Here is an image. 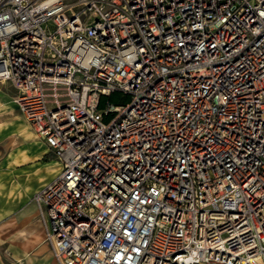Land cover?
<instances>
[{"label":"built area","instance_id":"obj_1","mask_svg":"<svg viewBox=\"0 0 264 264\" xmlns=\"http://www.w3.org/2000/svg\"><path fill=\"white\" fill-rule=\"evenodd\" d=\"M0 81L58 264H264V0H0Z\"/></svg>","mask_w":264,"mask_h":264},{"label":"crops","instance_id":"obj_2","mask_svg":"<svg viewBox=\"0 0 264 264\" xmlns=\"http://www.w3.org/2000/svg\"><path fill=\"white\" fill-rule=\"evenodd\" d=\"M22 117L27 125L14 145L0 125V264H58L33 195L58 175L61 163Z\"/></svg>","mask_w":264,"mask_h":264},{"label":"rangeland","instance_id":"obj_3","mask_svg":"<svg viewBox=\"0 0 264 264\" xmlns=\"http://www.w3.org/2000/svg\"><path fill=\"white\" fill-rule=\"evenodd\" d=\"M16 90L8 82L0 81V125L6 127L2 133L11 138V143L14 145L19 141V131L27 125L26 120L23 119L17 104L13 98L16 95ZM5 112H10V116H3ZM2 115V116H1ZM10 127V129H8ZM10 134V135H8Z\"/></svg>","mask_w":264,"mask_h":264},{"label":"trees","instance_id":"obj_4","mask_svg":"<svg viewBox=\"0 0 264 264\" xmlns=\"http://www.w3.org/2000/svg\"><path fill=\"white\" fill-rule=\"evenodd\" d=\"M107 99L112 103H119L124 102L127 99V96L119 92H113L107 96Z\"/></svg>","mask_w":264,"mask_h":264}]
</instances>
